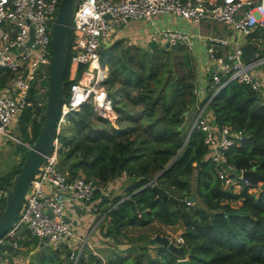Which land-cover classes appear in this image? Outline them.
<instances>
[{
	"label": "trees",
	"instance_id": "1",
	"mask_svg": "<svg viewBox=\"0 0 264 264\" xmlns=\"http://www.w3.org/2000/svg\"><path fill=\"white\" fill-rule=\"evenodd\" d=\"M129 46L122 37H112L108 45L99 47V60L108 66L103 83L117 113L116 125L100 116L91 101H85L65 114L56 133L59 169L70 175L83 174L98 185L92 199L99 198L96 206L99 216L103 215L102 235L111 240L104 248H94L97 253L83 245L74 264H178L180 256L155 244L145 232H126L154 221L180 224L183 256L189 264H264V187L254 193L248 189L255 185L242 180H238V191L223 184L217 176L218 164L208 156L204 132L190 128L196 97L189 75H174L165 59L154 54L140 57ZM176 47L186 50L181 45ZM186 54L189 57L190 53H185L188 64ZM71 82L67 69L64 101L69 97ZM5 84L6 75L0 74V90ZM45 85L43 78L40 87ZM40 87L36 81L31 86V101ZM209 95L208 91L200 103ZM122 97L130 107L124 105ZM206 108L215 126L227 125L241 131L236 143L224 149L225 161L237 170L256 166L264 175V99L260 93L243 82L230 80L210 97ZM34 113V106L21 111V140L29 145L40 127ZM8 142L17 143L14 150L21 159L12 161L0 174V188L10 185L29 147L11 139ZM120 176L124 177L122 192H100V186ZM153 183L177 198L179 211L166 196H158ZM189 195L193 199L187 204ZM4 203L2 198L0 210ZM24 229L27 237L22 233ZM34 238L26 227L18 228L13 237L21 245L32 243ZM123 244L127 245L119 246ZM150 244L156 247L155 255L148 252ZM40 246L31 253L30 264H68L58 256L64 248L48 254L42 249L44 245ZM64 257L72 258L68 254Z\"/></svg>",
	"mask_w": 264,
	"mask_h": 264
},
{
	"label": "built area",
	"instance_id": "2",
	"mask_svg": "<svg viewBox=\"0 0 264 264\" xmlns=\"http://www.w3.org/2000/svg\"><path fill=\"white\" fill-rule=\"evenodd\" d=\"M59 2L0 0V74L6 75V84L0 90V136L28 146L27 142L7 131L6 126L25 107L34 105V100L29 99L31 82L36 81L40 87V81L47 78L43 68L48 69L51 28ZM160 16H165L161 25L157 20ZM174 18L182 24H173ZM143 20L149 30L147 33L142 30L140 35L136 31L137 36L145 35L147 42L153 40L156 43L160 38L167 46L181 45L190 54H199L198 66H195L197 81L192 88L196 112L190 128L204 132L208 156L218 164L217 176L224 185L238 183V180L255 184L242 178L246 169H235L233 164L225 161L223 154L224 149L236 143L241 131L227 125H211L212 118L204 108L210 97L230 80L243 82L264 97V0H78L67 66L72 82L69 97L61 107L56 133L65 114L85 101H91L96 112L114 125L116 114L103 83L108 66L99 60V47L110 41L114 35H111L112 31L118 27L129 21ZM212 21L228 28L230 34L221 35L213 30L205 34L207 29L201 27ZM247 42L252 44L249 59L244 58L241 48ZM203 74L206 79L202 78ZM208 91L209 97L201 104ZM12 93H16V97ZM58 162L55 138L26 191L13 228L1 240L22 247L13 237L18 228L26 227L31 236L40 242L45 240L54 248L60 242L71 245L76 231L71 219L76 211L72 204L84 211H97V202L92 198L98 185L83 174L70 175L59 169ZM250 189L256 190L251 187L249 192H252ZM5 195L6 187H1L0 202ZM166 237L174 245L184 244L181 234ZM77 248L78 243L70 248L71 256Z\"/></svg>",
	"mask_w": 264,
	"mask_h": 264
},
{
	"label": "water",
	"instance_id": "3",
	"mask_svg": "<svg viewBox=\"0 0 264 264\" xmlns=\"http://www.w3.org/2000/svg\"><path fill=\"white\" fill-rule=\"evenodd\" d=\"M77 2L78 0H60L59 2L51 28V53L48 62L46 86L43 91H37L33 95V106L36 111L33 118L36 117L40 123L39 132L36 139L28 147L19 171L14 174L10 185L6 187L5 203L0 211V251L7 252L12 256L18 255L22 247H14L13 244L1 240V238L13 228L19 210L25 200L26 191L34 175L39 172L40 166L45 156L50 152L56 137L57 125L62 112L61 107L64 102L63 89L72 42L74 10ZM103 44L108 45L109 41H105ZM156 44L153 40L147 42V45L151 47ZM164 45L167 46V43L165 42ZM241 48L244 58L249 59L252 55L251 42L242 44ZM41 104L44 106L42 112ZM37 113L40 114L37 115ZM186 113L187 111H184L183 114ZM210 122L211 125H215L214 119H211ZM242 178L251 183L259 181L260 186L264 187V175L257 171L256 166H253L249 170H244L242 172ZM151 186L155 189L158 196H166L175 206L176 210H180L176 197L166 194L156 183H153ZM186 199L192 200L193 197L189 195ZM71 207L79 212V207L76 204H72ZM84 214L85 211L82 210L81 215L83 216ZM67 219L70 220L69 217ZM72 222L76 225L78 219L76 218ZM152 239L156 244L165 246L171 252L180 256L176 260L178 264H189L187 257L183 256L184 248L182 245H174L168 241L165 235H160L159 233H155ZM46 243L44 240L40 242V245ZM61 248L66 249L67 254L70 255L71 245L69 242H60L54 249L55 251H59Z\"/></svg>",
	"mask_w": 264,
	"mask_h": 264
},
{
	"label": "rangeland",
	"instance_id": "4",
	"mask_svg": "<svg viewBox=\"0 0 264 264\" xmlns=\"http://www.w3.org/2000/svg\"><path fill=\"white\" fill-rule=\"evenodd\" d=\"M211 24L213 27H211ZM202 30L207 29V31H205L204 33L206 34L207 32L213 30L214 32H217V34H230V30L228 28H226L225 26H222L220 23H218L217 21H212L210 22V24L208 25H204L201 27ZM139 31L140 32L143 30L144 32L147 33L148 26L147 23L143 20V21H136L135 23H132L131 25H124L121 27H118L117 29H115L114 31H112L113 35L112 37H122L123 41H127L128 44H130V50L136 51L138 53V55L140 57L142 56H146V57H150L153 54L156 55L158 58H162L165 59V61L168 62V64H166V66H170V68H172V73L178 74L180 72H184L186 74L189 75L188 79H190L194 84L195 81H197V75H196V60L194 57V54L191 53L189 54L188 57V64H186L185 62V53L188 51L185 50L183 51L181 48L176 47V46H165L164 45V41L161 40L160 38L157 40V44L153 47L147 45V40H146V36H137L136 33H134V31ZM134 33V34H133ZM133 34V35H132ZM110 35V37H111ZM132 35V36H130ZM130 36V37H127ZM103 44H100V48L102 47ZM164 62V61H163ZM191 66H192V71L191 72ZM192 73V74H191ZM165 75V73H164ZM202 78H207L206 74H203ZM31 86L34 87L35 86V81L31 82ZM12 96L16 97V93H12ZM264 99V97H263ZM122 100H125V106H129L128 105V100L125 99V97H122ZM43 106V104H41ZM130 107V106H129ZM208 109L205 107L204 108V112H207ZM115 114L117 115V113L115 112ZM194 115V112H193ZM192 115V118H193ZM191 118V119H192ZM23 117L21 116V113H18L14 118H12L7 126H6V130L13 133L15 136H17L18 138H22L21 136V129H22V120ZM65 120V119H64ZM192 121V120H191ZM64 123V121L62 122ZM114 125H116V118L114 119ZM8 139L5 135H1L0 136V174L4 173L5 171L8 170V168L10 167L12 161L18 162L21 159V155L19 153H17L14 149H15V143H10L8 142ZM59 142H58V147H59ZM119 180V179H117ZM116 181L111 182V187L114 185ZM230 185L233 187V189L235 191H238L239 189V184L238 183H234L231 182ZM256 190L253 191L252 189H250V191L257 193L259 191V186H260V182L257 181L255 184ZM259 185V186H258ZM108 187L109 184H105L104 186H100L99 190L102 193H106L108 191ZM99 198H95L92 199L93 201L98 202ZM232 204H237L238 201H232ZM1 211V210H0ZM90 213V214H89ZM99 217V215H97V218ZM95 218L96 220V212L94 211H89L85 217L81 220L80 219V223L81 224H86L89 227L90 226V221ZM22 229V228H21ZM100 229V233H102L101 231V226H99ZM89 230H86L84 232V235L86 233H88ZM127 233L129 234H137L139 232H145V234H147L149 237H153L155 235V233H159L160 235H167V236H175L180 234L181 232V226L179 223L176 224H172V225H164V224H159L158 222L154 221L152 224H150V226H146V227H138V226H134L131 228H128V230H126ZM23 235L25 237H27L28 232H26V230L24 229L22 231ZM102 235V234H101ZM151 235V236H150ZM153 235V236H152ZM76 237V236H75ZM73 237L71 239L72 243H71V247L74 248L75 247V243H78V248L75 251V254L71 257H69L68 259L66 257H64L65 255L67 256V252L65 249H62V254L58 253L59 258L61 259V262L63 263H68V264H74L77 261V256L79 255V252L81 251V248L83 245L87 244L89 247H91L94 251V248H97L96 246H94V241L89 242L88 240L85 239V236H82L83 238H78V237ZM109 241V240H108ZM108 244V243H106ZM105 244V245H106ZM156 244V243H155ZM127 244H123V245H119L121 247H125ZM40 241H38L36 238H34L33 242L27 245H23V248L21 249L20 253L16 256H10L6 253H0L1 255V260H0V264H5L11 261H14L16 264H30L31 263V258L32 255L31 253H36V251H38V249L40 248ZM42 249L44 251H46L48 254H51L54 250V247L48 243L44 244V247H42ZM40 252V251H39ZM95 253H97L96 251H94ZM148 252L150 255H155L156 254V247H153V245H148ZM100 254H102L100 252ZM185 255V254H183ZM185 257V256H184Z\"/></svg>",
	"mask_w": 264,
	"mask_h": 264
},
{
	"label": "crops",
	"instance_id": "5",
	"mask_svg": "<svg viewBox=\"0 0 264 264\" xmlns=\"http://www.w3.org/2000/svg\"><path fill=\"white\" fill-rule=\"evenodd\" d=\"M161 18V19H160ZM163 18H165V16H160V17H157V20L159 21L160 20V25L162 24V22H161V20L163 19ZM136 21H129L127 24H126V26H128V25H131L132 23H135ZM173 24H175V23H177L178 25H181L182 24V22L181 21H179V20H176L175 18L173 19V22H172ZM136 32V30L134 31V33ZM133 33V34H134ZM132 34V35H133ZM127 37H130V36H127ZM195 49V48H194ZM197 53V52H196ZM194 53V57H195V60H196V64H197V66H198V59H199V54L197 53ZM117 179H119V180H117ZM124 179V177L123 176H120V177H117L116 179H114V180H112V181H109L107 184H109V187H108V191L106 192V193H109V194H117V193H120V192H122V188H123V183H122V180ZM113 181H116L115 183H114V185L111 187V182H113ZM98 201V200H97ZM83 209H81V208H79V212H77V211H75L74 213H72V215H71V219L72 220H74V219H76V218H78V221H79V223H77L76 225H75V229H76V231H75V236L76 237H78V238H83L82 236H85V239L86 240H88L89 242H91V241H94V246H96L98 249H100V248H104V247H106V246H108L109 245V243H110V239L109 238H107V237H104L103 235H101L102 233H100V229H99V226H103L104 224L102 223V222H100V220H101V218H102V216L103 215H100L98 218H97V215H99V211H94V212H96V220H95V218H93L89 223H90V226L91 227H89L88 225H86V224H81L80 223V219L82 220L84 217H85V215L89 212V211H85V214L82 216L81 215V211H82ZM79 214V215H78ZM90 214V213H89ZM86 230H89L88 231V233H86L85 235H84V232L86 231ZM101 231H102V229H101ZM74 236V237H75ZM75 237V238H76ZM109 240V241H108ZM106 243H108V244H106ZM106 244V245H105ZM121 247V246H120Z\"/></svg>",
	"mask_w": 264,
	"mask_h": 264
},
{
	"label": "clouds",
	"instance_id": "6",
	"mask_svg": "<svg viewBox=\"0 0 264 264\" xmlns=\"http://www.w3.org/2000/svg\"><path fill=\"white\" fill-rule=\"evenodd\" d=\"M261 187V186H260ZM22 248H23V246H22Z\"/></svg>",
	"mask_w": 264,
	"mask_h": 264
},
{
	"label": "flooded vegetation",
	"instance_id": "7",
	"mask_svg": "<svg viewBox=\"0 0 264 264\" xmlns=\"http://www.w3.org/2000/svg\"><path fill=\"white\" fill-rule=\"evenodd\" d=\"M66 250V249H65ZM66 252H67V250H66Z\"/></svg>",
	"mask_w": 264,
	"mask_h": 264
}]
</instances>
